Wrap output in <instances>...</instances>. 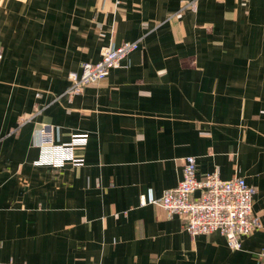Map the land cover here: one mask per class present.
<instances>
[{
	"label": "crops",
	"instance_id": "obj_1",
	"mask_svg": "<svg viewBox=\"0 0 264 264\" xmlns=\"http://www.w3.org/2000/svg\"><path fill=\"white\" fill-rule=\"evenodd\" d=\"M55 3L40 34L56 55L51 73L29 92L27 120L0 123V264H257L264 0ZM136 41L140 48L104 81L65 94L68 71ZM47 124L58 144L87 136L74 153L81 162L39 164L38 131ZM188 156L198 176L218 171L253 188L261 226L240 250L219 232L193 237L179 216L141 205L149 190L160 199L178 185Z\"/></svg>",
	"mask_w": 264,
	"mask_h": 264
},
{
	"label": "built area",
	"instance_id": "obj_2",
	"mask_svg": "<svg viewBox=\"0 0 264 264\" xmlns=\"http://www.w3.org/2000/svg\"><path fill=\"white\" fill-rule=\"evenodd\" d=\"M140 45L141 42L136 41L104 48L99 62L83 63L79 71L67 75L70 86L65 94L77 96L86 87L98 85ZM86 144V135H74L69 142L58 144L56 129L49 124L43 125L38 131L41 154L38 162L53 168H61L68 161L81 162L75 158V149ZM253 195V188L244 178L223 180L218 171L198 176L197 159L188 156L184 159L182 179L176 187L165 190L160 199L149 190L140 202L160 207L168 217L179 216L193 237L219 232L230 249L240 250L241 239L261 226L260 219L253 213ZM257 261V264H264V250Z\"/></svg>",
	"mask_w": 264,
	"mask_h": 264
},
{
	"label": "rangeland",
	"instance_id": "obj_3",
	"mask_svg": "<svg viewBox=\"0 0 264 264\" xmlns=\"http://www.w3.org/2000/svg\"><path fill=\"white\" fill-rule=\"evenodd\" d=\"M49 6H56L55 0H0V123L5 120L4 126L17 128L27 120L20 115L29 92L51 73L56 55L50 54L48 40L40 38L55 16L47 15Z\"/></svg>",
	"mask_w": 264,
	"mask_h": 264
}]
</instances>
